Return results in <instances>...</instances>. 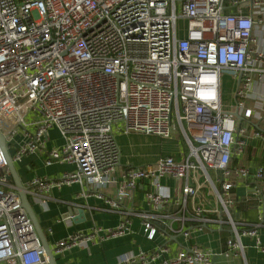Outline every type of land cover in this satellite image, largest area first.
Returning a JSON list of instances; mask_svg holds the SVG:
<instances>
[{
    "label": "built area",
    "instance_id": "built-area-1",
    "mask_svg": "<svg viewBox=\"0 0 264 264\" xmlns=\"http://www.w3.org/2000/svg\"><path fill=\"white\" fill-rule=\"evenodd\" d=\"M263 6L264 0H0V134L15 163L45 154L47 166H75L56 178L33 177L24 183L28 194L44 202L52 189L79 183L119 215L114 227L94 225L57 241L54 255L130 234L134 217L155 246L123 253L115 264H213L214 251L195 241L212 227L229 228L225 257L244 255L246 236L264 252V165L233 163L250 138L264 143V102L260 109L247 102L255 75L264 77V51L252 44ZM226 75L236 84L228 109ZM174 118L187 144L179 158L122 165L118 134L169 140ZM52 129L61 143L48 148ZM10 174L0 142V264H49ZM166 178L175 181L173 191ZM249 178L258 221L237 222L233 189Z\"/></svg>",
    "mask_w": 264,
    "mask_h": 264
},
{
    "label": "crops",
    "instance_id": "crops-1",
    "mask_svg": "<svg viewBox=\"0 0 264 264\" xmlns=\"http://www.w3.org/2000/svg\"><path fill=\"white\" fill-rule=\"evenodd\" d=\"M261 12L256 15V19L264 18V6L260 8ZM253 47L257 50L264 51V24L256 25L254 29ZM249 105L260 109L264 102V77L260 79L255 75V80L247 100ZM56 130V129H52ZM58 132V131H57ZM133 135V134H132ZM143 135V134H139ZM52 136V135H51ZM147 136V135H144ZM124 134H118L117 139L121 144ZM149 137V136H148ZM61 141L50 140L47 142V147L51 148L54 145H59ZM185 150H183L184 152ZM174 155L180 157V151H168L167 154L147 153L140 156L137 166H143L153 163L161 155ZM123 157V151H122ZM135 156L133 159L138 158ZM45 154H32L24 157L16 167L27 184L33 177L47 176L56 178L65 172L75 169L74 165L66 163H54L47 166L45 163ZM131 159V158H130ZM233 163H242L248 165L254 170L260 165H264V143L260 140L250 138L244 156L240 160L237 158ZM214 175V172H212ZM162 182L171 187L175 185V181L169 178L163 179ZM145 182H143L144 184ZM255 182L252 178L236 181V186L233 189L236 207L232 210V217L237 222L256 223L258 221V202L253 194V186ZM217 186L220 184L217 182ZM210 188H205L208 192ZM143 188L140 186L136 194V207L144 205ZM111 190H109V193ZM94 189L82 186L79 183L64 185L60 188H54L47 193L45 201L40 202L37 197L29 195L32 206L38 217V220L45 232L48 243L53 249L57 241L66 238L70 234L78 232L90 231L94 225L101 227H114L119 223V215L112 211L102 198L96 195ZM130 207L132 203H129ZM84 210V216L78 219L79 210ZM132 233L108 239L101 242H90L88 246H76L63 252L62 254L54 255L58 264H115L119 256L123 253L134 252L141 250H150L155 246V243L148 240L144 235L141 220L134 217L132 220ZM229 228L212 227L204 232L195 234V241L200 245H204L207 249L214 251L213 264H264V252L256 247V238L243 237L242 241L246 245L245 252L239 255L225 257L223 252L227 249V239ZM259 237L264 245V226L259 227ZM200 239V240H199ZM181 241V240H180ZM174 251L178 249V244L171 242Z\"/></svg>",
    "mask_w": 264,
    "mask_h": 264
},
{
    "label": "rangeland",
    "instance_id": "rangeland-1",
    "mask_svg": "<svg viewBox=\"0 0 264 264\" xmlns=\"http://www.w3.org/2000/svg\"><path fill=\"white\" fill-rule=\"evenodd\" d=\"M236 88V84L234 80L226 75L223 79V105L225 109L230 108L231 104L234 100V91ZM178 121L174 118L173 124V134L172 138L169 140H163L156 136H144L139 134H131L124 135L121 140V144L123 145V157H122V165L133 164L137 166V162L140 159V156L147 153H157V154H167L168 151H176L179 150L180 147L183 149L187 148V144L185 142L184 136L179 128ZM52 138L55 140L61 141L59 133L57 130H51ZM139 156L138 158L133 159L135 156ZM131 158V159H130ZM17 164V163H16ZM19 164H17L18 166ZM200 240V239H199ZM201 247H205L203 244Z\"/></svg>",
    "mask_w": 264,
    "mask_h": 264
},
{
    "label": "water",
    "instance_id": "water-1",
    "mask_svg": "<svg viewBox=\"0 0 264 264\" xmlns=\"http://www.w3.org/2000/svg\"><path fill=\"white\" fill-rule=\"evenodd\" d=\"M233 114L235 116H237L238 119H240V120L243 119V116L240 115L238 111L233 112ZM0 142H1L2 149L4 151L5 157H6L7 162H8V167H9L10 172H11L10 178L13 180V182L16 186L18 193L21 197L23 206L25 207L28 215L30 216V218H31V220L35 226V229L37 231V234H38V236L42 242V245L44 246V248L46 250V254L48 257L49 264H58L54 254H53V250L48 243V239L45 235V232H44V230H43V228H42V226L38 220V217L35 213V210L32 206L27 188H26V186L23 182V179H22V177H21V175H20V173L16 167V164H15V162H14V160L10 154V151H9L8 145H7V141H6V137L2 134H0ZM79 214L80 215L78 216V219H80L81 217L84 216V210L80 209Z\"/></svg>",
    "mask_w": 264,
    "mask_h": 264
}]
</instances>
